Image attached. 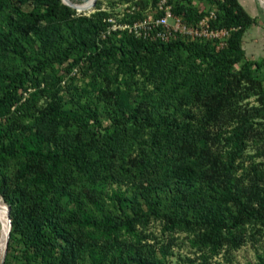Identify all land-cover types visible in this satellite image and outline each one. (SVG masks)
Segmentation results:
<instances>
[{"label":"trees","instance_id":"16d2710c","mask_svg":"<svg viewBox=\"0 0 264 264\" xmlns=\"http://www.w3.org/2000/svg\"><path fill=\"white\" fill-rule=\"evenodd\" d=\"M120 2L134 7L116 20L131 24L158 0ZM94 8L0 0L4 264H170L174 238L149 243L152 219L196 230L190 244L208 249L197 264L238 248L245 225L264 231V86L252 69L264 57L243 48L257 18L239 0H175L191 25L214 9L211 27L231 29L217 47L107 31L112 13ZM81 59L85 83L64 84L60 68Z\"/></svg>","mask_w":264,"mask_h":264},{"label":"rangeland","instance_id":"374dc122","mask_svg":"<svg viewBox=\"0 0 264 264\" xmlns=\"http://www.w3.org/2000/svg\"><path fill=\"white\" fill-rule=\"evenodd\" d=\"M89 0L78 2L72 1L76 4H81L88 2ZM121 0H99L100 9L105 11H110L112 14L107 17V22L109 23L108 27L112 24L108 19H113L114 23L120 24L117 22L115 16L118 15L120 11L121 14L124 11L131 10V3H122ZM244 8L249 14L257 18V23L248 29L243 37V48L245 49L246 55L250 59H260L264 57V3L260 0H240ZM28 5H24V9H28ZM95 8L90 10H85L88 13H91ZM154 10L150 13H153ZM115 13V14H113ZM117 13V14H116ZM87 63L81 59L75 66H72L70 70L65 71L66 67L60 68V73L64 74L63 82L64 84L69 82L71 79L77 85H83L85 82L84 72L86 70ZM253 73L260 78L262 85L264 86V64L261 67L252 66ZM256 96L248 98L246 101L257 104L255 100ZM63 130V128H62ZM249 153H253V150H250ZM0 202L3 204L4 208L7 210V202L3 199L0 194ZM7 204H6V203ZM114 212L113 205L110 203L108 211L106 213L111 214ZM245 239L243 243L235 249H229L226 251L224 248L220 254L210 256L208 259V264H258L257 254L264 251V231L257 232L256 227L252 225H245ZM252 234V232H254ZM144 232L148 235V242L152 245L155 244V241L159 240L163 244L167 243L169 238L172 236L174 238V244L171 246L173 255L168 257L170 264H187L184 263L183 258L187 259L190 257L193 259L195 264L201 261L200 255L203 250H208L205 247H193L190 244V239L197 238V231H187L185 229L175 228L173 232L165 231L163 229V224L161 221L152 219L148 226L145 228ZM161 243L156 244V248L159 249L158 253L161 251ZM207 252V251H205ZM2 260V259H1ZM1 264V261H0Z\"/></svg>","mask_w":264,"mask_h":264},{"label":"built area","instance_id":"2783aa9c","mask_svg":"<svg viewBox=\"0 0 264 264\" xmlns=\"http://www.w3.org/2000/svg\"><path fill=\"white\" fill-rule=\"evenodd\" d=\"M175 0H158L153 13H148L143 18L131 24H116L113 19L107 31L119 29H128L130 33L138 38L149 39L150 41H169L178 37L187 39H209L217 40V47L226 45L229 37V28L211 27L209 19L215 17L214 9H208V13L195 25L187 24L181 15L174 14ZM200 9L202 8L199 3Z\"/></svg>","mask_w":264,"mask_h":264},{"label":"water","instance_id":"95a60500","mask_svg":"<svg viewBox=\"0 0 264 264\" xmlns=\"http://www.w3.org/2000/svg\"><path fill=\"white\" fill-rule=\"evenodd\" d=\"M96 1L97 0H89L88 2L83 3V4L82 3L81 4H74L73 2H71V0H62L63 3H65L66 5H68L70 7L77 9L78 11H85V10H90V9L94 8ZM7 216H8V222H9V224H8L9 227H8V232H7V243H6L4 253H3L1 264H4L5 255L7 253V245H8V241H9V232L11 230V217H10V205L9 204H7Z\"/></svg>","mask_w":264,"mask_h":264},{"label":"bare ground","instance_id":"6f19581e","mask_svg":"<svg viewBox=\"0 0 264 264\" xmlns=\"http://www.w3.org/2000/svg\"><path fill=\"white\" fill-rule=\"evenodd\" d=\"M260 1L264 3V0H260ZM8 224L9 222H8L7 210L4 208L3 204L0 202V261L3 257V253L6 247V243H7V232H8V227H9Z\"/></svg>","mask_w":264,"mask_h":264},{"label":"crops","instance_id":"0c3cea01","mask_svg":"<svg viewBox=\"0 0 264 264\" xmlns=\"http://www.w3.org/2000/svg\"><path fill=\"white\" fill-rule=\"evenodd\" d=\"M239 2H240V0H239ZM241 3V2H240ZM242 4V3H241ZM247 11V10H246Z\"/></svg>","mask_w":264,"mask_h":264}]
</instances>
